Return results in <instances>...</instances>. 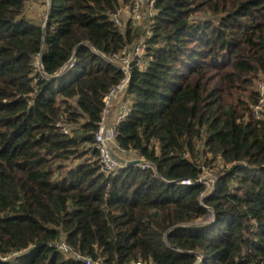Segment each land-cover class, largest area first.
<instances>
[{
	"label": "trees",
	"instance_id": "1",
	"mask_svg": "<svg viewBox=\"0 0 264 264\" xmlns=\"http://www.w3.org/2000/svg\"><path fill=\"white\" fill-rule=\"evenodd\" d=\"M134 1L0 0V264H83L60 239L104 264H264V119L252 115L264 0H156L151 61L133 67L117 128L119 147L156 172L106 176L94 136L122 73L96 51L141 38L108 17Z\"/></svg>",
	"mask_w": 264,
	"mask_h": 264
},
{
	"label": "built area",
	"instance_id": "2",
	"mask_svg": "<svg viewBox=\"0 0 264 264\" xmlns=\"http://www.w3.org/2000/svg\"><path fill=\"white\" fill-rule=\"evenodd\" d=\"M156 0H135L132 5L119 9L115 13H109V19L114 23L115 27L125 33L128 26L132 29H142L141 38L130 47L124 48L119 52L109 56L96 51L105 61L114 65L122 73V79L113 87L104 98V108L95 132L93 147L98 153V160L101 172L106 176L114 175L118 170L128 165H133L136 161H140L135 165L144 170L156 172V168L152 163L143 159H136L121 149L117 143V128L131 112V100L128 97L133 67L136 66L140 72H146L150 63L147 56V39L151 36V28L153 18L157 14L155 8ZM76 59L73 57L71 61L63 68V70L53 78L61 76L66 70L71 69L75 65ZM37 71L43 73V67L40 56L35 62ZM255 92L257 94V102L252 106L253 119L260 121L264 119V74H261L255 80ZM64 116L60 117V121L56 124L59 131L65 135L70 134L71 128L63 123ZM132 155L136 152H131ZM204 170V167L202 168ZM213 179H206L203 175L198 182L205 186L202 197L213 191L216 182V175ZM182 185H195L193 180L182 181ZM213 214L208 217L213 218ZM207 217V218H208ZM206 218V219H207ZM210 219V220H211ZM209 220V221H210ZM52 246L67 258L81 262L83 264H104L103 259L94 260L90 256L83 255L77 249L68 244L65 239H60L52 244ZM21 251L7 258L11 259L15 256L23 254ZM130 264H153L152 262L134 261Z\"/></svg>",
	"mask_w": 264,
	"mask_h": 264
},
{
	"label": "rangeland",
	"instance_id": "3",
	"mask_svg": "<svg viewBox=\"0 0 264 264\" xmlns=\"http://www.w3.org/2000/svg\"><path fill=\"white\" fill-rule=\"evenodd\" d=\"M36 5V4H35ZM41 9V8H40ZM31 10V12H30V14H32V15H34L35 14V11H36V8L34 7V8H32V9H30ZM39 11V10H38ZM34 13V14H33ZM39 14H41V10H40V12H39ZM36 15V14H35ZM42 15V14H41ZM36 17V16H35ZM39 17H40V15H39ZM204 176H205V178L206 179H213V175H215V172H216V169H215V167H211V166H209V167H204ZM211 219V217H208L207 219H203V220H201V221H199V223H204V222H208L209 220Z\"/></svg>",
	"mask_w": 264,
	"mask_h": 264
},
{
	"label": "water",
	"instance_id": "4",
	"mask_svg": "<svg viewBox=\"0 0 264 264\" xmlns=\"http://www.w3.org/2000/svg\"><path fill=\"white\" fill-rule=\"evenodd\" d=\"M140 163V161H136L135 163H133V165H137V164H139Z\"/></svg>",
	"mask_w": 264,
	"mask_h": 264
}]
</instances>
